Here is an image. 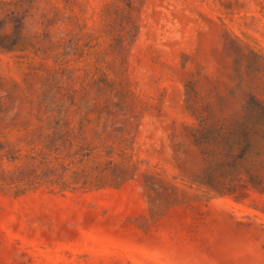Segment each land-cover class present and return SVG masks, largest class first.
I'll return each instance as SVG.
<instances>
[{
	"label": "rangeland",
	"instance_id": "374dc122",
	"mask_svg": "<svg viewBox=\"0 0 264 264\" xmlns=\"http://www.w3.org/2000/svg\"><path fill=\"white\" fill-rule=\"evenodd\" d=\"M0 264H264V0H0Z\"/></svg>",
	"mask_w": 264,
	"mask_h": 264
}]
</instances>
